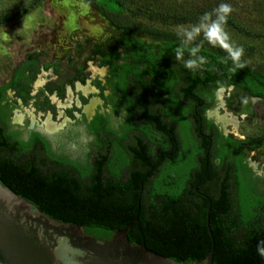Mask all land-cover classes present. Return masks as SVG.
I'll return each instance as SVG.
<instances>
[{"label": "trees", "instance_id": "trees-1", "mask_svg": "<svg viewBox=\"0 0 264 264\" xmlns=\"http://www.w3.org/2000/svg\"><path fill=\"white\" fill-rule=\"evenodd\" d=\"M91 1L109 25L124 32L125 42L133 34L160 41L161 45L156 49L159 54L153 55L155 52L151 47L141 51L150 54L152 71L162 75V85L168 94L167 116H181L178 109H182L185 116L191 108H197L201 115V108L211 106L212 94L220 87L231 86L248 97L264 101V51L254 45L244 48L247 67L236 72L230 70V61L227 64L221 62L226 54L218 48L206 46L202 54L209 63L203 71L196 73L175 59L174 49L179 41L173 29L195 23L202 14L222 2L232 6L234 0ZM38 5L39 0H32L23 10H0V28L22 19ZM227 29L264 42V31H252L238 24L232 16L228 18ZM175 85H180L178 97V92L173 89ZM180 97L189 105H182ZM228 142L232 146L229 156H235L242 144L248 149L258 146L252 143L248 146L246 141ZM219 157L223 162L213 171L201 170L193 176L184 159L173 166L168 165L162 172V182L156 180L153 185L157 191L162 187L165 198L161 204L148 206H138L136 202L140 180L137 172L130 173L124 184L116 185L110 176L101 180L97 172L86 174V179L77 181L71 173L43 172L26 160L2 155L0 182L43 214L60 222L79 225L85 233L99 239H109L114 231L129 225L127 236L131 243L143 244L176 262L193 263L203 259L213 240L212 264H264L256 251L257 243L264 240V199L246 189L239 171L232 172L225 165V156L220 154ZM233 178L237 179L235 183H231ZM189 183L193 188L191 192L188 191ZM200 194L206 197L202 198Z\"/></svg>", "mask_w": 264, "mask_h": 264}, {"label": "flooded vegetation", "instance_id": "flooded-vegetation-1", "mask_svg": "<svg viewBox=\"0 0 264 264\" xmlns=\"http://www.w3.org/2000/svg\"><path fill=\"white\" fill-rule=\"evenodd\" d=\"M135 38L122 44L121 53L96 44L85 64L63 72L55 62L39 61L36 53L26 55L0 83V156L26 160L43 172H68L77 181L97 172L101 180L110 176L116 185L124 184L137 172L136 202L148 206L165 198L162 187L157 191L153 185L162 182L168 165L184 159L193 176L213 171L223 162L221 154L232 172L239 171L242 185L264 199V169L244 144L229 156L228 140H242L227 132L212 111L226 88L213 92L211 106L204 105L201 115L191 108L185 116L182 109L177 111L181 116H167L162 75L152 71L150 54L141 49L159 52ZM173 89L178 92L180 85Z\"/></svg>", "mask_w": 264, "mask_h": 264}, {"label": "rangeland", "instance_id": "rangeland-1", "mask_svg": "<svg viewBox=\"0 0 264 264\" xmlns=\"http://www.w3.org/2000/svg\"><path fill=\"white\" fill-rule=\"evenodd\" d=\"M31 1L0 0V10H23ZM232 7L234 11L230 16L238 24L252 31H264V0H234ZM3 31L10 40L0 38V83L9 78L11 70L28 54L36 53L35 58L43 63L55 62L63 72L85 64L96 44L108 49L118 48L121 53L125 42L124 32L109 25L91 0H39V5L22 19L0 28V34ZM228 31L236 44L244 48L254 45L264 51L262 40L244 37L231 29ZM133 36H136V41L156 49L161 45L153 37ZM218 99L220 105L212 111L227 119L233 117L237 125L234 128L229 123L225 126L226 131L248 142V146L251 143L258 145L247 150L252 161L264 169V102L251 99L235 88L220 90Z\"/></svg>", "mask_w": 264, "mask_h": 264}, {"label": "water", "instance_id": "water-1", "mask_svg": "<svg viewBox=\"0 0 264 264\" xmlns=\"http://www.w3.org/2000/svg\"><path fill=\"white\" fill-rule=\"evenodd\" d=\"M128 227L107 240L93 237L43 214L0 182V264H212L213 240L203 259L176 262L131 243Z\"/></svg>", "mask_w": 264, "mask_h": 264}, {"label": "clouds", "instance_id": "clouds-1", "mask_svg": "<svg viewBox=\"0 0 264 264\" xmlns=\"http://www.w3.org/2000/svg\"><path fill=\"white\" fill-rule=\"evenodd\" d=\"M84 6L88 7L87 4ZM233 11L229 3L222 2L212 11L202 14L195 23L178 25L175 35L179 43L174 49L175 59L182 61L184 67L193 73L203 71L209 61L202 53L208 46L226 54L221 62L227 64L230 61L232 72L245 69L248 63L244 59L245 49L233 41L227 29L228 18ZM0 38L10 40L5 31ZM256 251L264 259V240L257 243Z\"/></svg>", "mask_w": 264, "mask_h": 264}, {"label": "bare ground", "instance_id": "bare-ground-1", "mask_svg": "<svg viewBox=\"0 0 264 264\" xmlns=\"http://www.w3.org/2000/svg\"><path fill=\"white\" fill-rule=\"evenodd\" d=\"M220 121L223 122L224 126L228 125L229 123L233 125V127L235 128V125H237L234 120L233 117H231L230 119H227L225 116H221V117H217ZM218 120V121H219ZM222 124V123H221ZM54 129V128H53ZM53 131V130H52ZM233 132V131H232Z\"/></svg>", "mask_w": 264, "mask_h": 264}]
</instances>
